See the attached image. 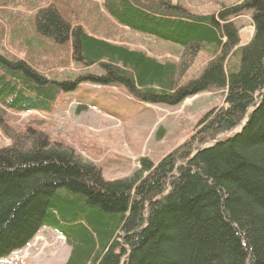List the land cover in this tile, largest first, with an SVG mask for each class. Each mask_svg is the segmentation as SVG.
Masks as SVG:
<instances>
[{"label":"trees","instance_id":"trees-1","mask_svg":"<svg viewBox=\"0 0 264 264\" xmlns=\"http://www.w3.org/2000/svg\"><path fill=\"white\" fill-rule=\"evenodd\" d=\"M101 6L119 26L178 57L93 34L53 3L35 11L31 47L45 38L67 46L69 62L83 70L58 80L0 52V130L8 141L0 148V258L47 226L69 246L64 264H264V0L203 14L172 0ZM246 13L252 35L242 44L236 19ZM200 54L206 60L190 75ZM84 82L123 86L147 104L176 106L210 90L222 102L157 162L142 157L131 175L109 180L43 130L42 118L20 119L51 115L59 93Z\"/></svg>","mask_w":264,"mask_h":264},{"label":"rangeland","instance_id":"rangeland-1","mask_svg":"<svg viewBox=\"0 0 264 264\" xmlns=\"http://www.w3.org/2000/svg\"><path fill=\"white\" fill-rule=\"evenodd\" d=\"M172 1L203 14L239 0ZM49 3L55 4L71 24L100 37L144 49L161 59L178 57L169 45L155 43L119 26L106 14L101 0H0L1 53L22 56L39 71L58 80L81 73V66L69 62V47H58L47 38L43 47H31L36 45L33 15ZM236 25L240 27L241 43H246L252 35L249 14L238 17ZM205 60L206 56L200 54L189 74L197 73ZM221 102V93L210 90L186 98L176 106L147 104L131 96L123 86L84 82L72 92H60L51 115L33 111L21 114L20 119L30 122L39 116L43 130L73 147L83 159L97 165L106 179L113 180L131 175L142 157L157 162L191 133L197 119ZM32 125L37 126L35 122ZM239 129L237 126L232 132ZM228 134L225 132L217 139ZM6 144L8 141L0 130V148ZM68 253L65 240L50 227L41 226L25 247L1 257L0 264H64Z\"/></svg>","mask_w":264,"mask_h":264},{"label":"water","instance_id":"water-1","mask_svg":"<svg viewBox=\"0 0 264 264\" xmlns=\"http://www.w3.org/2000/svg\"><path fill=\"white\" fill-rule=\"evenodd\" d=\"M241 128H242V126H241ZM200 149H202V147H200L199 150H200Z\"/></svg>","mask_w":264,"mask_h":264},{"label":"bare ground","instance_id":"bare-ground-1","mask_svg":"<svg viewBox=\"0 0 264 264\" xmlns=\"http://www.w3.org/2000/svg\"><path fill=\"white\" fill-rule=\"evenodd\" d=\"M251 20V19H250Z\"/></svg>","mask_w":264,"mask_h":264}]
</instances>
